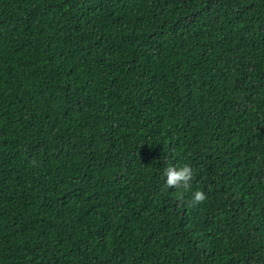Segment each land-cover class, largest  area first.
<instances>
[{
	"label": "trees",
	"instance_id": "obj_1",
	"mask_svg": "<svg viewBox=\"0 0 264 264\" xmlns=\"http://www.w3.org/2000/svg\"><path fill=\"white\" fill-rule=\"evenodd\" d=\"M0 264H264V0H0Z\"/></svg>",
	"mask_w": 264,
	"mask_h": 264
},
{
	"label": "clouds",
	"instance_id": "obj_2",
	"mask_svg": "<svg viewBox=\"0 0 264 264\" xmlns=\"http://www.w3.org/2000/svg\"><path fill=\"white\" fill-rule=\"evenodd\" d=\"M162 178L165 179V187L167 188H180L188 191L191 187L193 179V169L190 165L184 164L177 168L174 165H169L163 169ZM207 199L203 191L197 190L192 195L191 203L193 206L203 203Z\"/></svg>",
	"mask_w": 264,
	"mask_h": 264
}]
</instances>
